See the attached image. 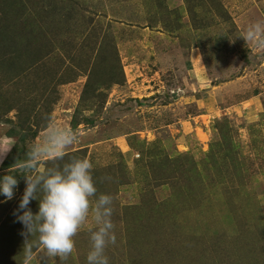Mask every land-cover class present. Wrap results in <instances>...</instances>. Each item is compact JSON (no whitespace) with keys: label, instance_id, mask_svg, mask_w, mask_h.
<instances>
[{"label":"rangeland","instance_id":"374dc122","mask_svg":"<svg viewBox=\"0 0 264 264\" xmlns=\"http://www.w3.org/2000/svg\"><path fill=\"white\" fill-rule=\"evenodd\" d=\"M0 264H264V0H0Z\"/></svg>","mask_w":264,"mask_h":264},{"label":"crops","instance_id":"0c3cea01","mask_svg":"<svg viewBox=\"0 0 264 264\" xmlns=\"http://www.w3.org/2000/svg\"><path fill=\"white\" fill-rule=\"evenodd\" d=\"M9 147L8 141H6L5 137H0V163L4 160V156Z\"/></svg>","mask_w":264,"mask_h":264}]
</instances>
